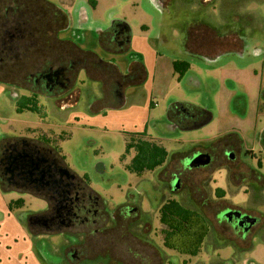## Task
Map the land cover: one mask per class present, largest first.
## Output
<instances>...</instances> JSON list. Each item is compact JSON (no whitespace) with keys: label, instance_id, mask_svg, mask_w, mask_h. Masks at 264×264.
Wrapping results in <instances>:
<instances>
[{"label":"rangeland","instance_id":"obj_1","mask_svg":"<svg viewBox=\"0 0 264 264\" xmlns=\"http://www.w3.org/2000/svg\"><path fill=\"white\" fill-rule=\"evenodd\" d=\"M47 1L68 17L69 28L60 33L61 38L77 24L96 30L113 21L124 22L129 48L124 54L102 50L87 29V34L74 30L70 37L83 42L84 48L97 45L93 47L97 54L113 58L121 72L126 71L128 58L139 59L145 68V80L128 85L124 104L118 102V107L102 101V84L86 81L82 72L75 86L80 92L78 102L39 97V113H18L15 99L28 93L0 83V142L5 134L35 140L46 136L107 218L117 214L116 254L110 260L103 257L100 264H264V184L261 179H246L248 168L264 177V0H215L213 4L166 0V5L160 0ZM189 23L209 26L212 35L237 36L242 44L235 51H219L210 37L207 57L190 55L183 46ZM175 61L188 62V70L175 72ZM175 106L197 111L195 124H176L169 116ZM196 107L208 111L211 119L205 123ZM135 134L166 149L167 159L155 171L137 175L128 170L133 153L125 154V149ZM232 134L253 157L237 155L227 166L232 171L224 157L199 169L182 167L192 153ZM177 179L179 185H173ZM14 195L21 204L13 215L23 225L47 210L42 197ZM168 201L199 213L208 223L209 233L196 255L180 254L162 243L159 216ZM226 207L248 216L250 227L241 236L218 221L216 215ZM123 213L136 221L119 216ZM144 222L150 227L148 234L138 227ZM72 236L33 237L38 263L68 264L65 243L75 239ZM141 239L148 245H138Z\"/></svg>","mask_w":264,"mask_h":264},{"label":"flooded vegetation","instance_id":"obj_2","mask_svg":"<svg viewBox=\"0 0 264 264\" xmlns=\"http://www.w3.org/2000/svg\"><path fill=\"white\" fill-rule=\"evenodd\" d=\"M160 3L166 5L167 1L160 0ZM189 24L190 25H188L187 28L193 27L191 26L193 23ZM194 28L195 29L190 33V52H188V54L197 55L198 57H207L204 53L211 51V39H209L211 35L206 32L204 28ZM109 31V37L107 40L109 48L106 50H115V52L126 50L128 46V35L125 30L114 25ZM214 38L217 42L215 48L219 51H235L241 42V40L239 41L237 39V36H231L230 34H225L223 36L216 35ZM184 42L185 39L183 41V46ZM227 43H230V46H227ZM101 44L103 45L104 43L100 41L99 46L105 48V46H102ZM223 44H225V46H222ZM67 63L56 65L52 68H49L46 65L34 68L26 78L27 83L25 86L18 89L27 92L28 95H35L37 98L52 97L57 103L67 100L72 96L74 84L78 81L81 72L84 74L86 81L100 75L104 79L103 87L106 89L104 91V97L101 96L100 99L105 102H113L112 104L116 103L117 106L118 102L124 104V91L126 87H128L126 86L128 82L138 80L140 77L138 72L130 78L126 76L119 77L108 69L99 74V70L96 71V68H94L93 65H91L92 67L90 70L84 66V64H82L83 60L80 57H75L72 62L68 61ZM113 83L117 85V87L111 86ZM179 120L183 124L187 123L193 125L196 122V117L192 114H183ZM241 143V139L234 135L222 138L218 142L211 144L209 147L199 149L197 152L192 153L190 157H187L182 162V167L189 170L199 169L213 165L215 162H220L219 160L222 161V157L228 161V163L225 164L227 167L234 163L237 155H239L240 158L242 154H244V156L253 157L254 155L250 154L249 150H243ZM8 147L9 148L7 149L12 150L14 153L16 152L15 156H13L14 154L11 155V151H9L6 155H3L2 162L14 165L16 172L11 177L13 183L18 186L29 185L36 190L45 194L47 193L46 197L42 196L48 204L47 210L41 214L29 217L26 223L30 235L35 237V239H40L42 235H46L47 237V235L57 233L64 236H72L75 234V239L72 241L68 240L65 243V246L69 245L65 251V259L68 261V264H100V262L103 261L101 260L103 257H108L105 260H110L111 257L114 258L117 246L115 242L117 239L116 232L119 229V219H117V214H114L113 217L107 218L98 206L93 194L88 192L86 187L78 179H75V177L66 172L65 169L60 168L53 159L47 157L45 150L42 147L34 145L28 146L27 149H20L18 145H10ZM218 151L221 152L219 153ZM23 153H28L30 159L28 158L25 161L22 157H19V155ZM196 153L206 155L208 163L206 165L190 168L186 162L188 158L193 157ZM42 156H44V159L47 161L45 168L38 172H33L32 169H28V167L30 168L31 164L34 163L31 159L37 161L41 159ZM227 168L232 171L231 167ZM23 169L26 170L24 171ZM253 171V169H247L246 179L249 180L253 178ZM175 182H178L177 185H179V179L174 180L173 184H175ZM227 209L239 211L243 214L246 213L240 209L226 207L216 215L219 222H224L231 227L234 233H239L241 236L243 231L238 226L237 219L227 221V219L218 218V215ZM160 214L162 215L161 209ZM125 215L126 214L123 213V215L119 216L129 220L134 219L136 221L137 219L132 215L127 218ZM161 215L159 216V223L161 225L160 232L162 243L164 244L162 234L163 225L160 222ZM107 224H109L108 227H106ZM139 225L140 226L138 227L142 228L143 232L148 234L150 227L147 225V222ZM72 238H74V236H72ZM137 244L140 246L148 245V241L141 239ZM128 245L130 246V243H128ZM136 255L137 254H134L133 256L135 257Z\"/></svg>","mask_w":264,"mask_h":264},{"label":"trees","instance_id":"obj_3","mask_svg":"<svg viewBox=\"0 0 264 264\" xmlns=\"http://www.w3.org/2000/svg\"><path fill=\"white\" fill-rule=\"evenodd\" d=\"M68 24L67 15L47 0H0V83L7 85L10 90H17L25 86L27 83L26 78L34 68L45 65L52 68L56 65H63L68 61L72 62L75 57L82 58V64L89 70L93 65L96 71L99 70V74L108 69L119 77L126 76L130 78L138 72L140 75L138 80L130 81L126 86L130 84L140 85L145 80V69L139 59L130 58L127 64V72L122 74L112 61L105 62L95 52L80 48L69 38H61L60 33L68 29ZM201 28H204L211 37L216 36L212 35V29L203 25H201ZM194 29V27L187 28L184 42V49L187 53L190 52V33ZM120 52H127V49ZM188 68L189 63L186 61H175L173 63L174 71L179 74L188 70ZM90 80L102 84V97H104L106 89L103 87V77L97 75V77ZM111 86L117 87L114 83ZM79 96L80 92L74 84L72 96L67 100L72 99L74 102H78ZM38 103V98L35 95L20 96L15 99L16 111L18 113L24 111L39 113ZM196 109L204 117L203 121L205 123L211 119V114L208 111L197 107ZM196 112L193 108L175 106L170 109L169 116L176 124L191 127L192 125L183 124L179 119L183 114H192L196 117ZM231 136L233 134L225 137ZM10 145L17 146V143L5 142L0 147L6 150ZM131 152L133 157L127 168L131 173L137 175L155 171L165 163L168 156L166 149L159 142L138 134L132 135L126 144L125 154ZM3 155H6V152L0 154L1 165L5 164L2 162ZM60 159L63 160V157L61 156ZM65 171L68 172L66 169ZM253 173V178L250 180L261 179L259 182L263 186L264 177L255 170ZM73 177L84 185L81 179L76 176ZM6 183L9 186H18L13 183L11 177H7ZM18 187L27 189L40 197H46L47 194L29 185ZM20 204V200H15L9 202L8 206L9 209H15ZM161 211L163 215H161L160 222L163 225L164 245L180 254L196 255L209 233V226L204 217L195 211L184 208L175 201H168Z\"/></svg>","mask_w":264,"mask_h":264},{"label":"crops","instance_id":"obj_4","mask_svg":"<svg viewBox=\"0 0 264 264\" xmlns=\"http://www.w3.org/2000/svg\"><path fill=\"white\" fill-rule=\"evenodd\" d=\"M215 0H209L207 2V0H205V3H214ZM213 9H216V7L214 5H212ZM70 18V17H69ZM85 21H89L87 18H85ZM117 23H122L123 25H125L124 22L122 21H113L112 23H109L107 25V27L105 28H98L96 30L92 29V28H84L82 26V24H77L74 28H72L68 35L66 36V38L63 39H71L75 44H77L80 48L84 49V50H91L93 52H95L97 54V52L94 50L93 47L96 46H91L92 48H84L81 47L80 43L83 42H79L76 41L75 38H71L70 36L72 35V32L74 30H77L78 33L83 32V34H88L87 35H91V37L93 36L95 39H97L96 41L99 43L100 41L102 43H104L102 46L107 45V40L109 37V28L111 24L117 25ZM69 26V24H68ZM69 28V27H68ZM87 29V32H86ZM92 37V38H93ZM84 38V37H83ZM82 39V38H81ZM185 37L183 38L184 41ZM83 40V39H82ZM81 41V40H80ZM100 47V46H98ZM102 50L111 53V54H124L127 53L129 48L127 46V52H120V51H116L115 50H106L104 49V47H100ZM98 55V54H97ZM98 57L100 59H102L103 61L107 62V61H112L114 63V65L119 69V67L117 66L115 60H113V58L111 59H105L101 56L98 55ZM128 60H130V58L127 59V64H128ZM127 66L126 65V71L125 72H121L120 69L119 71L122 74H125L127 72ZM145 69V68H144ZM97 82V81H95ZM78 83V81L75 83V85ZM3 89L0 88V92H2ZM25 123H28L25 121ZM1 135V134H0ZM4 136V134H2ZM5 139L2 140L0 142V145H4L5 142H9V143H17L18 147L20 149H27L28 146L30 145H34V146H38V147H42L45 150V154L47 155V157L53 159L57 165L62 168V169H66L65 165L63 164V160L60 159L61 155L55 151L50 144L49 139L46 136H42L40 140H35V139H31V138H26V137H7V135L5 134ZM48 141V142H46ZM9 151L11 155L15 156V153L12 152V150L10 149H3L0 147V154H3L4 152L8 153ZM19 157H22L23 160H27L28 158L30 159V155L28 153H23L21 155H19ZM34 161V163L31 164L30 168L28 167V169H32L33 172H38L39 170H42L43 168L46 167V163L47 161L44 159V156L41 157V159L35 161V159H31ZM24 171L26 169H23ZM72 176H75L72 172H70L69 170H67ZM15 169H14V165L13 164H0V264H39L38 261L36 260L35 254H34V243H33V236L30 235L26 225H23L21 220L19 218H15V216L13 215L14 210L13 209H9V202L11 201H15L17 198L14 195V193L19 194V193H29V194H33L31 191L27 190V189H21L18 186H9V184L6 183V179L7 177H12L15 174ZM30 173V172H29ZM77 177V176H76ZM6 196V198H5ZM15 196V197H14ZM37 196V195H36ZM40 197V196H38Z\"/></svg>","mask_w":264,"mask_h":264},{"label":"water","instance_id":"obj_5","mask_svg":"<svg viewBox=\"0 0 264 264\" xmlns=\"http://www.w3.org/2000/svg\"><path fill=\"white\" fill-rule=\"evenodd\" d=\"M113 26H114V24H111L109 29H111ZM117 26L120 29H123V30L125 29V25H123L122 23H117ZM207 160L208 159H207L206 155H203L201 153H196L193 155V157L188 158L186 164L189 167H191V166L192 167H198V166L206 165L208 163ZM218 218H224V219H227V221H231L232 219H237V224L242 229L243 232H245L250 227L248 216L246 214L239 212V211L227 209V210L221 212L218 215Z\"/></svg>","mask_w":264,"mask_h":264}]
</instances>
